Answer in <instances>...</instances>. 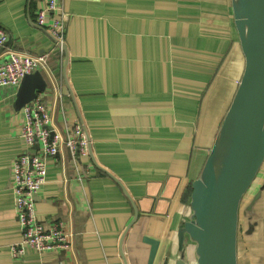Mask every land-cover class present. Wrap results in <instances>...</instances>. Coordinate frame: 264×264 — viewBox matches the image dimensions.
<instances>
[{
	"label": "crops",
	"instance_id": "obj_1",
	"mask_svg": "<svg viewBox=\"0 0 264 264\" xmlns=\"http://www.w3.org/2000/svg\"><path fill=\"white\" fill-rule=\"evenodd\" d=\"M67 11L65 56L38 25L39 0H0L10 36L0 49L49 52L63 81L65 114L52 79L38 96L65 132L80 121L91 140V175L48 160L37 213L48 226L71 222L67 251L27 248L14 208L11 165L30 149L20 130L17 89L0 87V264H175L177 231L191 213L186 192L203 168L245 67L232 0H61ZM65 70V66H64ZM66 151V150H65ZM66 177H68L66 179ZM125 187V190L121 184ZM194 246L188 244L193 257ZM238 264H264V162L239 210Z\"/></svg>",
	"mask_w": 264,
	"mask_h": 264
},
{
	"label": "water",
	"instance_id": "obj_2",
	"mask_svg": "<svg viewBox=\"0 0 264 264\" xmlns=\"http://www.w3.org/2000/svg\"><path fill=\"white\" fill-rule=\"evenodd\" d=\"M232 9L245 67L200 175L192 182L191 213L177 231L175 264H192L189 243L195 264H238L240 204L264 162V0H232ZM63 49L69 87L65 43ZM47 86L43 72L25 74L16 107L22 109ZM89 149L91 154V140Z\"/></svg>",
	"mask_w": 264,
	"mask_h": 264
},
{
	"label": "built area",
	"instance_id": "obj_3",
	"mask_svg": "<svg viewBox=\"0 0 264 264\" xmlns=\"http://www.w3.org/2000/svg\"><path fill=\"white\" fill-rule=\"evenodd\" d=\"M42 6L36 19L40 27L46 28L55 40V48L65 56L63 44L66 36L67 11L61 0H39ZM9 39L8 31L0 24V49ZM35 71L47 73L52 79L51 89L55 103L65 114V98L62 79L57 82L49 63V52L28 54L11 50L0 60V87L18 88L25 74ZM64 75V61L62 64ZM24 114L20 136L30 149L17 156L11 165L14 208L22 231L21 240L11 245L14 256L25 253L27 248L38 251H67L72 249L74 231L71 222L60 219L45 226L37 213V195L47 180L48 160L65 163L66 153L75 171L74 178L85 180L91 175L92 161L81 166V159L90 156L89 138L80 121L70 127L65 119V132L55 123L53 111L37 96L22 108ZM66 150V151H65ZM68 177H66L67 179Z\"/></svg>",
	"mask_w": 264,
	"mask_h": 264
},
{
	"label": "trees",
	"instance_id": "obj_4",
	"mask_svg": "<svg viewBox=\"0 0 264 264\" xmlns=\"http://www.w3.org/2000/svg\"><path fill=\"white\" fill-rule=\"evenodd\" d=\"M191 192H192V183L189 185L188 190L186 192V198H188V200L190 199Z\"/></svg>",
	"mask_w": 264,
	"mask_h": 264
}]
</instances>
